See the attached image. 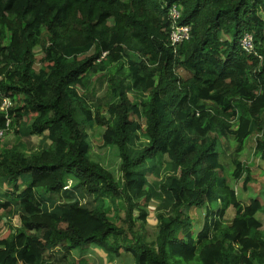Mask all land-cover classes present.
Here are the masks:
<instances>
[{
  "label": "trees",
  "instance_id": "1",
  "mask_svg": "<svg viewBox=\"0 0 264 264\" xmlns=\"http://www.w3.org/2000/svg\"><path fill=\"white\" fill-rule=\"evenodd\" d=\"M172 5L190 27L178 47L167 38ZM245 33L254 54L240 50ZM90 75L102 98L89 99ZM2 98L13 106L0 129L9 119L17 143L0 146V211L19 226L0 238V264H59L90 246L134 264H264V204L240 201L221 163L230 140V176L245 193L251 172L238 154L253 135L264 162V0H0ZM87 125L116 150L118 178L92 159ZM24 138L45 142L27 152ZM153 199L147 241L133 235ZM118 201L122 220L110 216ZM192 209L205 212L197 232Z\"/></svg>",
  "mask_w": 264,
  "mask_h": 264
},
{
  "label": "rangeland",
  "instance_id": "2",
  "mask_svg": "<svg viewBox=\"0 0 264 264\" xmlns=\"http://www.w3.org/2000/svg\"><path fill=\"white\" fill-rule=\"evenodd\" d=\"M91 53L85 55L90 56ZM35 58L38 62L41 59V55L38 50H35ZM38 64L36 63L35 67L38 69ZM178 73L182 77H186V74L183 71H178ZM99 75H90L89 79L91 83L94 81L95 88H96V94L95 96H92V92L90 91V86H88L86 89V93L91 100L92 98L94 100L102 98L106 91H105V84L101 85L99 83V80H96ZM79 93H82L81 90H78ZM131 99V95L129 96ZM13 106V103H12ZM26 123H30V119L28 118ZM141 124L144 125V121L141 120ZM85 131L89 135V140L91 144V150L90 155L93 160L99 162L102 166L107 168L115 177H119V164L120 160L117 157L114 150H108L107 148L101 147V140L100 135L103 131V129L98 128L94 125H87L85 127ZM256 140L257 135L251 136L245 143V147L241 153L238 154V158L242 164H244L248 169H250L251 172V182L248 183L247 191L245 193H242V179L235 182L230 174L233 170L231 160L232 157L235 156L234 150H235V143H233L230 140H222L224 152H222L221 156V163L224 166V170L226 169V176L228 179V184L230 187L236 192L237 197L240 201L243 203H247L248 199L256 197L260 200L261 204H264V162L260 159L259 154H257L255 146H256ZM43 138H24L20 140V150L27 152H30L32 149H34L37 145L44 144ZM142 142H146L145 139H142ZM17 143L16 135L14 134L13 130H9L7 134L0 140V146L2 147H10ZM116 151V150H115ZM173 172L175 174L178 173V169H173ZM162 176V174H161ZM148 180L151 182L155 180V178L149 177ZM22 183L25 186L29 182V176H25L22 178ZM68 186H73L74 181L69 180L67 182ZM5 189V187H3ZM4 189H0L1 194L4 192ZM53 200L63 203L65 202L64 199H61L59 196H53ZM86 199H81V202L86 203ZM160 200L153 199L148 206L146 207L148 216L146 219V225L141 226V224L138 222L136 223V232L133 236L137 237L138 234L144 235V237L147 239V241H152L156 234V227H157V214L159 212V206H160ZM143 201H140V204H142ZM55 206V205H54ZM48 210L51 209V207L47 206ZM124 209L125 205L123 202L118 201L117 205L115 207V210H113L110 213V216L112 219L114 218V214L118 216L120 220H122L124 216ZM189 212V216L192 219L194 230L197 232L201 228V224L204 219L205 212L202 209H192ZM234 213L231 210H228L225 220L230 221L233 217ZM262 224V228L264 229V213L258 214L257 216ZM7 216L5 212L0 211V238H7L10 235L11 228L18 227L19 223L17 219H11L7 220ZM119 226L121 225L120 221L117 223ZM81 250H75L72 252L71 256L67 259L66 262H62L59 264H77L78 261L81 259L84 260V263L86 264H134L133 260L130 256H127L123 254L119 258H115L114 260H109L108 257L97 247L90 246L88 249L82 251Z\"/></svg>",
  "mask_w": 264,
  "mask_h": 264
},
{
  "label": "built area",
  "instance_id": "3",
  "mask_svg": "<svg viewBox=\"0 0 264 264\" xmlns=\"http://www.w3.org/2000/svg\"><path fill=\"white\" fill-rule=\"evenodd\" d=\"M181 16V10L179 7L172 5L168 9V21H169V44L172 47H178L180 44L190 39V27L181 26L177 24L178 19ZM240 50L247 54H254L253 37L251 34L245 33L239 40ZM12 107V102L9 98L0 99V112H6ZM9 131V119L6 120L5 127L0 129V140Z\"/></svg>",
  "mask_w": 264,
  "mask_h": 264
},
{
  "label": "clouds",
  "instance_id": "4",
  "mask_svg": "<svg viewBox=\"0 0 264 264\" xmlns=\"http://www.w3.org/2000/svg\"><path fill=\"white\" fill-rule=\"evenodd\" d=\"M175 6H177V5H175ZM177 7H179L180 8V6H177ZM180 10H181V8H180ZM169 22V21H168ZM168 31H169V29H168ZM167 38H168V41H169V36H168V32H167ZM181 45V44H180ZM179 45V46H180Z\"/></svg>",
  "mask_w": 264,
  "mask_h": 264
}]
</instances>
